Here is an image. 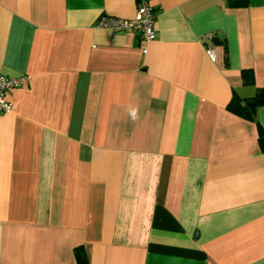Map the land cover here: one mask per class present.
<instances>
[{"label": "crops", "instance_id": "crops-1", "mask_svg": "<svg viewBox=\"0 0 264 264\" xmlns=\"http://www.w3.org/2000/svg\"><path fill=\"white\" fill-rule=\"evenodd\" d=\"M150 4L145 42L96 26L135 0H0V72L30 76L0 114V264H264V105L227 109L264 88V0Z\"/></svg>", "mask_w": 264, "mask_h": 264}, {"label": "built area", "instance_id": "built-area-1", "mask_svg": "<svg viewBox=\"0 0 264 264\" xmlns=\"http://www.w3.org/2000/svg\"><path fill=\"white\" fill-rule=\"evenodd\" d=\"M136 10L132 18H119L109 15H102L96 23L97 27L110 29L113 31H136L145 42L155 39L154 21L155 11L150 4V0H135ZM209 37H211L209 35ZM146 49H143L145 52ZM207 56L211 61L216 60L214 47L206 46ZM30 80L27 74L11 77L0 72V114L10 113L13 110V103L8 99V93L16 88L25 87Z\"/></svg>", "mask_w": 264, "mask_h": 264}, {"label": "trees", "instance_id": "trees-1", "mask_svg": "<svg viewBox=\"0 0 264 264\" xmlns=\"http://www.w3.org/2000/svg\"><path fill=\"white\" fill-rule=\"evenodd\" d=\"M247 0H227V5L232 6H243L246 5ZM243 81L245 84H251L253 82V75L251 71L244 70L242 72ZM264 105V88L256 89L255 94L249 98H240L236 93L233 94L230 102L227 105V109L247 120L255 119V112L259 106ZM259 131V145L261 150L264 151V129L260 126ZM75 255L79 264H86L84 252L80 249L75 251Z\"/></svg>", "mask_w": 264, "mask_h": 264}, {"label": "water", "instance_id": "water-1", "mask_svg": "<svg viewBox=\"0 0 264 264\" xmlns=\"http://www.w3.org/2000/svg\"><path fill=\"white\" fill-rule=\"evenodd\" d=\"M220 38L223 39V38H224V34H221V35H220Z\"/></svg>", "mask_w": 264, "mask_h": 264}]
</instances>
